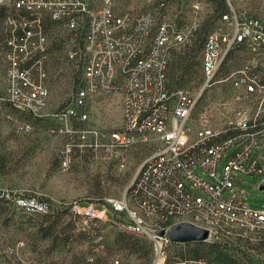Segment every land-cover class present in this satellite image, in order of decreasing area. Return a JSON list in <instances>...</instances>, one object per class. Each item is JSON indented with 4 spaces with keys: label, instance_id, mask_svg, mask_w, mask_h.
<instances>
[{
    "label": "built area",
    "instance_id": "2783aa9c",
    "mask_svg": "<svg viewBox=\"0 0 264 264\" xmlns=\"http://www.w3.org/2000/svg\"><path fill=\"white\" fill-rule=\"evenodd\" d=\"M226 3L228 13L203 47V83L192 93L169 88L166 69L171 51L187 48L196 38L205 12L203 0H142L139 10L123 12L113 9L112 0L11 1L21 15L18 23L7 19L13 27L7 42V76L14 99L27 89L36 108L46 100L43 64L48 43L41 27L46 15L73 35L63 60L80 68L73 105L59 119L86 122L89 114L84 109L101 98L119 96L122 108L119 132L73 131L66 126L59 131L88 137V147L106 156L154 143L127 188L128 196L113 201L110 209L91 207L84 212L97 225L110 211L120 215L114 222L121 232L151 238L152 264H165L173 244L157 232L166 233L187 219L208 231L206 243L235 242L250 252L264 250V209L250 207L242 188L243 176L259 178L258 190L264 183V0L253 15L238 13L231 0ZM238 44L245 61L222 75L227 53ZM213 87H220L216 105L195 117V104ZM27 110L34 114L33 108ZM212 115L221 119L216 126L209 120ZM23 127L30 132L28 125ZM16 203L30 215L45 212L35 201Z\"/></svg>",
    "mask_w": 264,
    "mask_h": 264
},
{
    "label": "rangeland",
    "instance_id": "374dc122",
    "mask_svg": "<svg viewBox=\"0 0 264 264\" xmlns=\"http://www.w3.org/2000/svg\"><path fill=\"white\" fill-rule=\"evenodd\" d=\"M11 1L0 0V6L10 9ZM120 1L114 0L118 11H137L142 6L138 0H131L128 4H125L127 0ZM261 2L250 0L244 5L241 0H231L235 10L242 14L248 11L257 14ZM7 19H15L17 23L21 20L12 15ZM7 19L0 27V264H150L152 251L154 256L151 238L131 236L145 241L147 249L139 252L124 250L119 242L130 234L121 232L116 226L114 221L120 215L107 211L104 220L93 225L84 212L91 207L110 209L113 201L128 196L127 188L142 161L155 149L154 143L106 156L104 152L88 147V137L82 139L81 135L70 136L59 131L73 125L71 121L59 119V115L69 107L77 69L63 60L65 50L57 51V42L51 38L47 43L54 53L48 55L45 63V102L36 108L35 103L28 100L27 89L14 99L7 76L11 51L4 46L9 40L6 32L13 29ZM62 30L59 38L67 34L64 27ZM57 34L55 32V37ZM195 76L196 79L185 86L192 93L201 87L198 67ZM219 89L213 87L205 92L203 104L207 108L216 105ZM29 108H33L34 114L27 110ZM213 112L218 114L216 109ZM209 120L213 126L221 121L213 115ZM86 122L81 130L119 132L122 127L120 97L97 100L90 108ZM25 125L30 127V132H24ZM121 162L123 167L118 166ZM242 178L247 204L264 209V192L255 185L259 178ZM17 200L35 201L45 212L30 215L17 206ZM180 223H190V220ZM40 227L47 230V236L40 233ZM235 249L228 252L240 264H264V250L250 252L240 244ZM176 250L173 248L172 252Z\"/></svg>",
    "mask_w": 264,
    "mask_h": 264
},
{
    "label": "trees",
    "instance_id": "16d2710c",
    "mask_svg": "<svg viewBox=\"0 0 264 264\" xmlns=\"http://www.w3.org/2000/svg\"><path fill=\"white\" fill-rule=\"evenodd\" d=\"M112 1H113V9L117 12H121L116 10L114 6L115 4L114 0ZM130 1L131 0L125 1L126 2L125 4L130 3ZM138 1L141 3L142 0H138ZM203 1L205 6V12L202 17L201 28L196 38L193 40V43L185 49L172 50L170 53V57L166 69V77L168 79L169 88L189 90L187 89V87H185L186 84L188 85L189 84L188 82H190V80L196 79L197 76L199 77V75L195 76L197 73V67L200 73L199 82L200 85L202 84L203 79L201 74V55H202L203 47L205 45L208 35L212 33L220 25L221 16L223 14L228 13L229 11L226 0H203ZM210 4H212V7L209 6ZM123 11L125 10L123 9L122 12ZM246 14L253 15V13H251L250 11H248ZM9 15H12L15 18L21 16L20 12L13 10L12 7L10 9H7L3 5L0 6V27L1 25H3V23L5 25V20L8 18ZM41 27L46 37V40L48 38H51L52 40H56L57 44L55 45V48L56 46L59 48L57 51H61V50L63 51V49H65V46L71 45L73 40L72 39L73 35L63 26L62 23L51 21L49 17L44 15L41 17ZM62 27L65 28L67 34L66 35L63 34V36L59 38L58 36L60 34V31H63ZM20 29H17L16 32L20 33ZM12 31L13 29L11 31L8 30V32H6V36H8V38L11 37ZM55 32L58 33L56 37H55ZM7 42L8 40L4 42V46L9 50L10 48L7 45ZM242 47L243 46L241 44H238L227 53V56L225 57L224 64L222 67V73H221L222 75H224L226 72L232 69L238 68L243 64V62L245 61V55L242 50ZM52 51L53 49L48 47V55L53 54L54 52ZM180 51L181 52L185 51V52L180 53ZM48 55L46 61L48 60ZM196 56H198V59L195 62V60L193 61V59ZM179 62H181V64H179ZM45 63L43 64L44 69H46ZM181 65H183L184 68H181ZM179 68H181V71H179ZM76 69L77 70L75 72V77L73 80L72 92L68 102L69 106L73 105L71 96L75 93L80 79V68L79 69L76 68ZM261 74H263V81H264V71L261 72ZM189 91L192 92L191 90ZM205 96L206 95H203L195 104V108H194L195 117H197V115L202 110H204V108H206V104H203ZM90 108L91 107H86L84 111L89 114ZM72 123H73V125H71L72 130L76 131V130L84 129L85 124L87 122H77L76 120H72L71 124ZM39 229H40V233H42L43 236H47V232H46L47 230L45 228L40 227ZM131 236L134 235H130L128 238H126V240L121 238L120 240L121 242H119V244L121 245L122 249L124 250L127 249L128 251H132V252H139L144 249H147V244L145 241L133 238ZM134 237H138V236H134ZM181 246L182 248H180ZM237 246H239L238 243L225 242V241L212 242V243H206V242L173 243L170 244L169 247L167 248L165 264H172L179 260H199L202 261L204 264H240V262L235 258V256L228 252V250H232V249L236 250L235 247ZM173 248H177L178 250H176L173 253L172 252ZM152 253L153 251L151 252L150 264H152V259H153Z\"/></svg>",
    "mask_w": 264,
    "mask_h": 264
},
{
    "label": "water",
    "instance_id": "95a60500",
    "mask_svg": "<svg viewBox=\"0 0 264 264\" xmlns=\"http://www.w3.org/2000/svg\"><path fill=\"white\" fill-rule=\"evenodd\" d=\"M264 189V183L260 190ZM159 236H165L172 243H201L207 241L208 231L190 223H180L172 226L166 233L158 231Z\"/></svg>",
    "mask_w": 264,
    "mask_h": 264
}]
</instances>
